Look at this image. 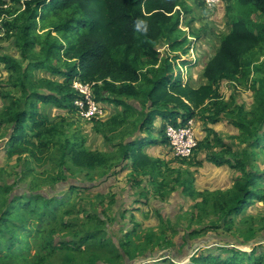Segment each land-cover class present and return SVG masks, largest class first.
Wrapping results in <instances>:
<instances>
[{"label":"trees","instance_id":"16d2710c","mask_svg":"<svg viewBox=\"0 0 264 264\" xmlns=\"http://www.w3.org/2000/svg\"><path fill=\"white\" fill-rule=\"evenodd\" d=\"M187 1L0 0V16L9 9V19L0 30L4 28L12 34L21 55L20 58L0 55V64L10 72L4 86L14 90L1 93L8 99L0 108V128L8 137L6 155L9 158L27 155L43 163L48 153L59 145L63 162L68 160L78 168L109 171L131 160L135 173L155 174L159 170L158 160L143 150L146 143L158 141L151 137L152 132L158 131L161 141H168L165 133L168 123L187 124L196 117L214 124L222 119L223 112L231 110L237 113L232 123L240 131L238 136L252 149L263 148L264 75L258 80L260 86L251 110L235 104L232 98L226 101L221 84L264 73V60L258 63L264 57V21L253 16L257 12L264 18V0H224L231 2L226 6L230 31L222 36L219 50L204 67L206 82L197 87L184 80L181 72H176L175 60L184 67L194 63L182 58L188 51L189 40L181 30L183 14L191 12ZM162 40L167 42L169 53L160 50ZM178 51L182 52L180 56L172 55ZM38 71L46 75L38 76ZM75 80L94 84L98 101L122 107L108 120L95 121L96 131L106 140L131 129L115 144L121 152L118 161L113 162L111 153L90 149L81 130L73 128L63 116L52 120L42 108V104H51L75 114ZM158 118L163 121L159 128ZM60 137L64 140L56 142ZM227 145L212 128L208 130V138L199 143L201 148L220 146L222 150L211 152L208 158L219 164L228 163L240 172L229 191L198 192L191 172L177 177L185 193L202 198L204 207L210 205L225 225L232 224L236 215L245 213L256 199L264 196L258 188L264 172L259 174L254 170L246 150L241 156L236 153L224 156L222 151ZM68 184V189L75 186L71 181ZM13 189L12 184H0V193L7 196L0 209V264L19 257L22 250L18 249L17 231L10 230V223L19 220L22 226L27 213L31 220H36L40 200L45 201L41 216L47 215L54 200L38 192L27 193L29 197L25 199L12 194ZM96 195L105 193L97 191ZM110 200L115 201V196ZM18 208L19 212L13 215ZM219 227L222 226L213 224L204 231ZM81 241L87 243L84 238ZM40 245V251L45 249L49 253L58 248L52 239ZM66 247L75 250L78 246L68 243ZM258 250L259 247L251 253L235 250L226 257L201 254L189 264H264V258H254ZM44 255L22 257L27 264H42ZM118 255L123 260L130 256L128 247L123 245Z\"/></svg>","mask_w":264,"mask_h":264},{"label":"rangeland","instance_id":"374dc122","mask_svg":"<svg viewBox=\"0 0 264 264\" xmlns=\"http://www.w3.org/2000/svg\"><path fill=\"white\" fill-rule=\"evenodd\" d=\"M194 3L197 4V13L192 18L187 14H183L181 30L182 34L189 38L186 45L188 51L183 53L182 58L195 64L185 66V71L182 74L183 77L188 75L187 79L184 80L197 87L202 82L200 79H202L205 64L219 50L222 36L230 31L226 6L231 2L226 3L224 0H220L218 4L209 7L205 0L187 1V4ZM7 11L2 12L5 14L4 16H0V26L9 19ZM253 16L257 20L264 21V18L257 12ZM189 35L193 37L191 38ZM11 37L12 34L6 33L0 38L8 42ZM0 44V53H5L11 46H15L14 41L7 46H3V43ZM159 47L165 53L170 52L165 40H162ZM175 54L180 56L182 52H174L172 55ZM263 60L264 57H261L258 63ZM175 63L176 72H181V62L175 60ZM37 75H44L43 71H38ZM263 75L264 73L258 74L257 72L247 79L223 81L221 90L224 96H227V98L224 97L225 100L229 101L232 98L235 104L243 105L246 110H251L256 102L255 92L260 86L258 80ZM8 77L5 75V78L0 79V100L4 104L8 103V99L1 95L2 90L14 92L11 87L4 86ZM105 104L108 106V114L102 120L97 121L108 120L119 111L116 106L107 102ZM42 108L52 120L60 119L63 116L67 119V122L72 123L73 128L81 130L86 137V145L90 149L113 154V162L120 159L121 152L115 144L120 141L121 137L126 136L131 129L126 131L127 133L121 132L122 134L113 135L112 140H106L96 131L95 121L92 123L80 121L75 114H70L68 110L57 108L51 104H42ZM225 112L221 114L222 119H227L232 123L237 115L236 111ZM239 133L240 131L237 128V133L228 137L226 141L227 148L222 151L224 156L230 157L232 153L241 156L243 151L246 150L249 152V161L252 167L261 174V172H264V147L250 148L246 140L238 136ZM63 140L64 137H60L56 139V142L60 143ZM7 141L8 137L5 136V131L0 128V184H12L14 188L12 194H20L25 199L29 197L27 193L29 195L32 192H38L54 199L49 204L47 215L41 216V212L45 209V201L40 200L37 205L39 215L36 220H31V215L27 213L26 221L22 226H20L18 218V222L14 220L15 224L10 223V230L17 231L18 249L22 250H19V257L9 258L7 264H27L22 255L31 259L39 258L44 254L42 264H102L104 262L106 264H126L125 259H121L118 255V251L123 250V245H125V248L128 247L130 257L134 259V264H189L194 257L201 254L213 256L220 254L222 257H226L231 256L235 250L251 253L257 247H259V250L254 253V258L256 260H260L261 257L264 258V196L261 199H256L245 213L236 215L232 219V224L228 225H225V222L219 219V215L215 213L210 205L204 207L201 201H194L190 206V210L182 214L180 219L187 221L189 226L200 229L201 236H208L207 242L196 251L193 258L189 257L186 260L178 261L172 258L171 255L165 256V252H160L163 247L168 246V242L166 238L162 237L164 233L161 231V226H158L155 231V226L150 227L145 224L146 220L153 217L150 212H141V223L131 218L123 221L128 216L123 210V203L118 202L120 199L117 200L120 191H113L116 190L113 185L116 180L115 177L120 173L121 165L113 167L109 171L104 168L94 170L78 168L68 160L63 162L59 145L48 153L49 155L43 163H38L27 155L21 158L17 156L9 158L6 155ZM221 150L220 146L215 150L208 149V154L220 152ZM170 152L174 158H177L171 148ZM180 160L187 161L186 159ZM158 173H161L160 170H158ZM128 176L127 173L125 177L127 178L126 185L121 187L122 190L125 192L127 185H130V187H134L136 195L141 194L140 199L145 198L147 201L150 199L148 192L166 194L175 188V185L171 186V178L174 174L164 176L161 181H157L156 178L154 181H148L149 188L146 192L144 191L145 187H142L143 183L140 184L143 179L139 181ZM131 180L136 182V185ZM65 181H73L71 183H75L74 181L92 182L95 183L96 188L89 189L74 186V188L68 189L69 184L65 185ZM111 187L113 188L109 191ZM258 188L264 194V178L259 181ZM97 191H102L105 195H96ZM111 196H115V201L110 200ZM64 197H66L65 200L59 201ZM6 199L7 196L0 193V209L4 206ZM134 201L138 202L137 200ZM147 201L142 202L146 204ZM19 210V208L16 209L13 215ZM132 210L137 212L138 208ZM133 214L132 218L134 219ZM213 224H219L222 227L208 230L212 233H208L207 230L204 231ZM228 226H231V229H228ZM167 227L171 229V238L176 237L179 233L177 227H173L172 223H169ZM83 238L85 241L87 240V243H82ZM49 239L56 241L57 250L52 253L45 249L40 251V244ZM68 243L78 247L75 250H70L66 247ZM79 243L82 244L78 245ZM36 249L38 250L37 253ZM244 264L251 263L245 262Z\"/></svg>","mask_w":264,"mask_h":264},{"label":"crops","instance_id":"0c3cea01","mask_svg":"<svg viewBox=\"0 0 264 264\" xmlns=\"http://www.w3.org/2000/svg\"><path fill=\"white\" fill-rule=\"evenodd\" d=\"M189 5L191 7V12L186 14L187 16L192 18L197 13V4L194 3ZM4 34H6V32L3 28L2 30H0V37H3ZM189 37L191 36L189 35ZM4 41L6 40L0 38V43H3V46H7L9 43H13V41L15 43V38L12 36L10 41ZM4 54L13 56L15 58L21 57L20 51L16 47V45L13 47L11 46V48L7 52L0 53V55ZM181 69V73H183V71H185V67L181 66ZM43 74L46 75L44 72ZM0 75V79L5 78V75H10V72L5 69L4 64H0ZM187 77L188 75H184V79H187ZM200 80L202 81L201 84L206 82V78L204 77V70L202 73V79ZM221 93L223 94L222 90ZM225 98H227V96ZM3 105L4 102H1L0 100V108H2ZM117 108L119 109V111L122 110L121 106ZM191 121L194 124L198 143H201L208 138L209 128L214 129L225 141H227L228 137L231 134L237 133V127H235L233 123H230L227 119H222L221 121H218L214 124L206 123L196 117L192 118ZM162 122V119L158 118L156 127L159 128ZM151 135L153 139L158 141L146 143L143 150L153 159L158 160V166L161 173H158L157 170L155 174H137L133 171L131 160H128L126 163L122 164L120 166V170L118 167L120 173L115 177L116 180L113 187H115L116 190L113 191H120L118 192L117 200L120 199V201L118 202H120L121 204L123 203V210L126 212V216H128L125 217L123 221H127V219L131 218L132 220L141 223V212H150L153 217L149 218V220H146L145 224L150 227L155 226V231L158 229V226H161V231L164 233L162 237L166 238V241L168 242V246L166 248L163 247L160 252H165V256L171 255L172 258L178 261L184 259L186 260V258L189 257L193 258L196 255V251L207 242L206 239L208 238V236H201L199 233L200 229H197L194 226H189L187 221L180 218L182 214L190 210V206L194 203V201L200 202L202 201V198H193L185 193L183 187H181V185L177 182V177L181 175L183 177L185 173L191 172L193 176V186L196 191L214 193L218 191L226 192L232 189L234 186L235 177L240 173L237 169L232 168L228 163L219 164L215 161L210 160L208 158V153L210 152V150L208 152L209 148H201L199 144L194 156L190 159H186L187 161L183 162L180 159L173 157L170 152L169 142L161 141V135L158 133V131L152 132ZM210 149L215 150L217 149V147ZM127 173L129 174V178L138 179L139 181L140 179H143L141 180L140 184L142 185L143 183L142 187L144 186L146 188H144L145 192L148 191L149 188L147 184L148 181H154L155 178L157 179V181H161L163 180L164 176L168 174H174V176L171 178V186L175 185V188L166 194H160V192L159 194L156 192L153 194L152 192H148V197L150 198L149 201H147V199L145 198L140 199L139 197H141V194L136 195L134 187H130V185H127L125 192L122 190L121 187H124L126 185L127 178L125 177ZM131 182L136 185V182H133L132 180ZM113 187L109 188V191ZM134 200H137L138 202H135ZM144 200L147 201L146 204H143L142 201ZM134 208H138L137 212H134V210H132ZM132 214L134 215V219L132 218ZM169 223H172L173 227L176 226L179 230V233L176 237L171 238V229L170 227H167ZM207 232L212 233L211 231ZM125 262L126 264H134V259L130 256H126Z\"/></svg>","mask_w":264,"mask_h":264},{"label":"built area","instance_id":"2783aa9c","mask_svg":"<svg viewBox=\"0 0 264 264\" xmlns=\"http://www.w3.org/2000/svg\"><path fill=\"white\" fill-rule=\"evenodd\" d=\"M211 7L218 4L220 0H205ZM73 88L77 92L74 100L75 116L78 120L92 123L102 120L108 114V106L96 99L94 84L75 80ZM170 148L174 155L180 159H190L194 156L198 147V138L192 121L187 124L174 125L168 123L165 128Z\"/></svg>","mask_w":264,"mask_h":264},{"label":"water","instance_id":"95a60500","mask_svg":"<svg viewBox=\"0 0 264 264\" xmlns=\"http://www.w3.org/2000/svg\"><path fill=\"white\" fill-rule=\"evenodd\" d=\"M210 60V59H209ZM208 60V61H209ZM207 64V63H206ZM205 64V66H206ZM73 182V181H71ZM75 182V186H85V187H93L95 186V183H92V182H81V181H74ZM64 184H68V181H65ZM197 249V248H196ZM195 252V251H194Z\"/></svg>","mask_w":264,"mask_h":264}]
</instances>
